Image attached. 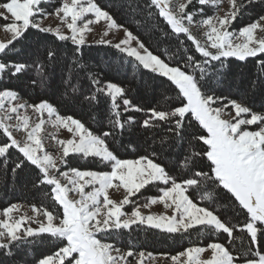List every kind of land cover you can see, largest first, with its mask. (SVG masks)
Here are the masks:
<instances>
[{
    "label": "snow or ice",
    "instance_id": "6c2138e0",
    "mask_svg": "<svg viewBox=\"0 0 264 264\" xmlns=\"http://www.w3.org/2000/svg\"><path fill=\"white\" fill-rule=\"evenodd\" d=\"M48 2L0 3V21L6 22L2 27L9 34L6 41H0V56L13 51L16 42L27 39L26 34H46L74 46L68 72H87L81 50L91 46V26L103 22L96 43L114 48L122 60L127 58L136 67L165 78L174 86L175 98L165 96L164 103L146 110L133 104L124 87L102 81L97 74L87 77V93L73 86L70 76L66 84L71 91L65 89L69 101L91 104L104 96L110 104L111 127L98 135L73 115L61 114L48 100L29 103L17 91L0 90V135L6 138L0 143V162L6 168L10 150L18 153L12 161L13 175L29 172L32 187L43 191L53 204L51 209L32 205L31 216L22 213L18 204L4 208L0 254L13 257L26 246L48 242L53 247L34 264H150L158 260L153 253L123 244L125 235L144 227L168 234L191 235L193 229L197 235L219 238L226 234V242L216 240L162 256L163 264H264V111H254L246 96L224 94L231 62L250 58L253 62L259 58L250 89H264V0H195L200 6L198 20L189 10L194 0H121L134 21L137 16H143L145 23L153 16L162 19L169 30L165 35L177 41L178 55L171 62L162 58L167 52L154 54L96 0H56L51 12L42 7ZM208 9L215 11L207 14ZM251 13L255 15L250 22L235 27ZM49 16L58 20L56 27L44 25ZM113 32H123V37L118 42L108 39ZM185 40L191 42V54ZM56 58V51L45 47L43 56L31 64L0 60V75L19 79L31 70L39 77L31 83L46 87ZM127 112H143L146 118L139 123L133 116L122 118ZM137 125L146 135L167 133L161 136V144H187L190 150L178 161L183 176L172 175L154 158L155 153L126 159L112 150L108 138L115 141L118 133ZM46 126L55 132L46 135ZM61 132L67 137L60 138ZM16 133L23 136L18 139ZM46 139L55 143V154L47 150ZM69 157L92 158L110 170L68 167ZM149 185L161 194L140 204L138 195ZM113 189L122 190L123 197L113 199ZM189 190L200 196L199 202ZM157 204L171 214L142 211ZM222 211L232 212L235 222Z\"/></svg>",
    "mask_w": 264,
    "mask_h": 264
},
{
    "label": "trees",
    "instance_id": "16d2710c",
    "mask_svg": "<svg viewBox=\"0 0 264 264\" xmlns=\"http://www.w3.org/2000/svg\"><path fill=\"white\" fill-rule=\"evenodd\" d=\"M7 0H0V3ZM98 4L108 10L118 23L125 25L130 31L137 35L146 46L157 55L167 52V55L162 56L166 61L171 62L172 57L178 55L175 47L177 41L174 36H166L165 32L169 31L167 26L161 20H157L153 16L152 20L143 22V16H137L135 21L130 13L121 6V0H96ZM56 4V0H49L48 3L42 5L45 11L51 12L53 9L50 5ZM196 8L199 5L193 2L189 6V10ZM193 12V11H192ZM207 14H212L207 12ZM255 13L246 14L235 27H239L244 23L250 22ZM27 35V39L21 38L15 44L13 51L7 53V56H0V60L13 62H28L37 56H43L45 47H51L57 53L56 63L53 68L49 69L50 78L47 86L33 85V79H39L35 72L29 71L21 75L18 79L5 73L0 75V90L10 89L17 91L23 101L29 103H38L40 100H48L56 106L61 114L73 115L80 119L94 133L101 134L103 130H108L110 125L111 111L110 104L104 96L99 97V102H71L68 100L65 89L67 88L66 81L71 76L73 86L82 88L87 93L89 92L88 76L91 74L99 75L100 79L105 82H113L127 91L128 98L133 104L149 109L158 107L164 103V97L170 96L175 98V92L165 78L158 77L153 73L147 72L142 68L136 67L135 63H129L128 59L122 60V54L114 48L92 44L85 46L81 52V63L90 71L77 69L75 73L67 71L71 65L73 58V45L70 42H60L54 37L46 34ZM40 36H46L41 40ZM186 45L190 50V54L194 52L191 42L185 40ZM39 44V51L37 45ZM198 55V54H197ZM259 58L256 61L250 58L247 62L232 61L228 72V80L224 88V94L230 97L246 96L249 106L254 111H264V89L257 86L254 90L250 89L251 81L255 78L258 71ZM71 89L67 88V92ZM123 111V110H122ZM133 116L136 121L142 122L146 118V113L127 112L123 113L122 118ZM161 136H167V133L161 132L160 135L153 136L145 134V130L137 126L126 129L122 134L118 133L115 141L111 137L108 142L112 150L121 158L135 159L142 155L151 156L155 153V159L163 164L166 169L174 176L180 177L184 175V170L178 164V161L183 160V156L190 150L187 144L175 143L171 141L161 144ZM6 138L0 135V143ZM12 155L7 163L0 162V211L11 204H23L29 208L36 205L39 208L53 207L52 202L46 198L43 191L34 189L31 184L33 177L29 172L21 173L14 176L11 168L14 166L12 161L19 155L14 150H10ZM70 164L68 167H76L81 170L107 171L104 164L98 160L88 158L87 160L79 157H69ZM67 170V168H64ZM6 173V174H5ZM197 202L200 201V196L192 190H189ZM161 193L157 192L156 188L149 185L142 190V194L138 195L140 204L146 202L149 196H158ZM137 197H134L136 200ZM130 208L131 206H127ZM232 222L233 213L230 211H222L221 213ZM189 234H168L160 232L156 229H147L144 227L136 228L131 235H125L123 244L125 247L131 246L137 251L151 252L153 255L172 256L185 250L188 247L205 246L207 243L219 240L226 242L224 235L219 238L208 234L197 235L196 230H190ZM53 246L48 243H36L26 246L25 249L14 253L13 257H4L0 254V264H34V261L41 257L42 254L48 253Z\"/></svg>",
    "mask_w": 264,
    "mask_h": 264
},
{
    "label": "rangeland",
    "instance_id": "374dc122",
    "mask_svg": "<svg viewBox=\"0 0 264 264\" xmlns=\"http://www.w3.org/2000/svg\"><path fill=\"white\" fill-rule=\"evenodd\" d=\"M225 6L226 5H224V4L221 5V7H225ZM197 10L198 9H196L194 7L192 9L194 18L198 20V19H200V15H199ZM0 11H2V10H0ZM211 11L213 12V11H215V9H208V13ZM3 23H6V22L0 21V41H6L9 38V34L4 32V30H3V27H2ZM58 23H59L58 20L54 16H49L46 20H44L45 26L56 27L58 25ZM91 27L94 29V31L91 34H89V36H88L89 43L91 45L92 44H98V43H96V41H98L102 36L103 22L101 23V25H92ZM192 31L197 35L198 38L202 39L200 32L196 28H193ZM122 37H123V32H113V33H110L109 37H107V38L113 39L114 42H118V40L121 39ZM32 119L33 120L36 119L35 115H32ZM53 132H55V129H52L51 127L46 126V133H45L46 135H47V133H53ZM16 136L18 139H20L23 136V133H16ZM66 137H67V133H64V132L60 133V138H66ZM45 146L50 153H52V154L56 153V145L50 139L45 140ZM62 170H64V168ZM110 195L112 196L113 199L119 200L123 197L124 193L122 190L120 192H117L116 190L113 189L110 191ZM133 199H134V197H133ZM18 205L22 206V213H26L27 215H30V216L33 215V213L31 212V208H29L23 204H18ZM142 211L145 214H148L149 211L152 213H155V214H171L170 210H165L163 208V206L159 205V204L153 205L151 207V209H143L142 208ZM0 212H2V211H0ZM33 227H35V225H33ZM154 256H156L158 258V260L150 262V264H163V260L159 259V258H161L164 255H154ZM169 264H171L170 261H169Z\"/></svg>",
    "mask_w": 264,
    "mask_h": 264
}]
</instances>
